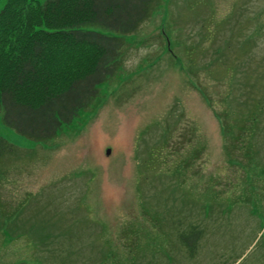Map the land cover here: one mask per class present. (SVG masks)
<instances>
[{
  "label": "rangeland",
  "instance_id": "obj_1",
  "mask_svg": "<svg viewBox=\"0 0 264 264\" xmlns=\"http://www.w3.org/2000/svg\"><path fill=\"white\" fill-rule=\"evenodd\" d=\"M160 4L53 140L0 117V264H264V0Z\"/></svg>",
  "mask_w": 264,
  "mask_h": 264
},
{
  "label": "trees",
  "instance_id": "obj_2",
  "mask_svg": "<svg viewBox=\"0 0 264 264\" xmlns=\"http://www.w3.org/2000/svg\"><path fill=\"white\" fill-rule=\"evenodd\" d=\"M160 5V0H0L2 123L43 144L74 125L97 105L100 89L119 70L126 37ZM251 108L241 131L264 124V98ZM15 148L0 137V164ZM181 240L194 248L198 229Z\"/></svg>",
  "mask_w": 264,
  "mask_h": 264
},
{
  "label": "water",
  "instance_id": "obj_3",
  "mask_svg": "<svg viewBox=\"0 0 264 264\" xmlns=\"http://www.w3.org/2000/svg\"><path fill=\"white\" fill-rule=\"evenodd\" d=\"M110 153V151L109 150H107V153L106 154H109Z\"/></svg>",
  "mask_w": 264,
  "mask_h": 264
}]
</instances>
